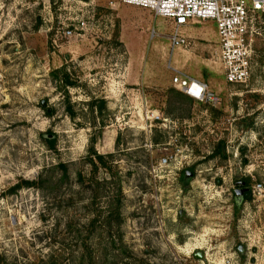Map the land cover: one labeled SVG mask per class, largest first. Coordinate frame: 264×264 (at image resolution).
I'll use <instances>...</instances> for the list:
<instances>
[{"label":"rangeland","instance_id":"1","mask_svg":"<svg viewBox=\"0 0 264 264\" xmlns=\"http://www.w3.org/2000/svg\"><path fill=\"white\" fill-rule=\"evenodd\" d=\"M262 20L229 85L211 22L173 52L169 21L119 0H0V264H264Z\"/></svg>","mask_w":264,"mask_h":264},{"label":"built area","instance_id":"2","mask_svg":"<svg viewBox=\"0 0 264 264\" xmlns=\"http://www.w3.org/2000/svg\"><path fill=\"white\" fill-rule=\"evenodd\" d=\"M119 3L148 10L169 21L173 25L169 36L173 51L190 47L191 39L185 29L196 23L213 22L218 36L216 53L222 63L226 83L243 85L250 79L251 37L256 21L264 19V0H119ZM86 28L87 23L79 20L75 27L58 30L57 38L70 39L75 31L81 32ZM173 85L193 101L220 103L206 83L181 72L176 71ZM161 118L152 114L149 120L160 121Z\"/></svg>","mask_w":264,"mask_h":264},{"label":"flooded vegetation","instance_id":"3","mask_svg":"<svg viewBox=\"0 0 264 264\" xmlns=\"http://www.w3.org/2000/svg\"><path fill=\"white\" fill-rule=\"evenodd\" d=\"M238 190H236V196L237 193L239 194V197H242L244 200H248L251 197L252 190L249 186V183L246 180H242L238 183Z\"/></svg>","mask_w":264,"mask_h":264},{"label":"crops","instance_id":"4","mask_svg":"<svg viewBox=\"0 0 264 264\" xmlns=\"http://www.w3.org/2000/svg\"><path fill=\"white\" fill-rule=\"evenodd\" d=\"M131 7V6H130ZM209 22H211V21H209ZM206 23V22H205ZM207 24H210V23H207ZM214 23L213 22H211V25H213ZM172 25V24H171ZM215 25V24H214ZM172 28H173V25H172ZM185 32H186V34L190 37V39H192V34H193V32H195V24L194 25H192V26H190V27H188L187 29H185ZM216 33H217V30H216ZM177 51H179V50H175V51H173V52H177ZM178 72H181V73H183V74H186V73H184V72H182V71H178ZM186 75H188V74H186ZM189 76V75H188ZM191 77V76H190ZM191 78H194L195 79V77H191Z\"/></svg>","mask_w":264,"mask_h":264},{"label":"trees","instance_id":"5","mask_svg":"<svg viewBox=\"0 0 264 264\" xmlns=\"http://www.w3.org/2000/svg\"><path fill=\"white\" fill-rule=\"evenodd\" d=\"M188 98V97H187ZM191 100V99H190ZM97 159L99 160V161H102L103 160V157L102 156H100V155H97ZM58 168L59 169H62V170H64V171H68V166L66 165V164H60L59 166H58ZM79 178L82 180V177H81V174L79 175ZM108 208L110 209V211H109V213H113V210H112V204H111V202L109 203V206H108ZM108 209V210H109ZM118 214V213H117Z\"/></svg>","mask_w":264,"mask_h":264},{"label":"water","instance_id":"6","mask_svg":"<svg viewBox=\"0 0 264 264\" xmlns=\"http://www.w3.org/2000/svg\"><path fill=\"white\" fill-rule=\"evenodd\" d=\"M46 106V103L43 101L42 102V107H45ZM51 110H48V113H50ZM237 196H239V194L237 193ZM197 257H200L199 255Z\"/></svg>","mask_w":264,"mask_h":264}]
</instances>
